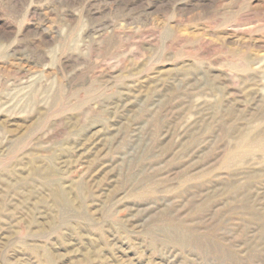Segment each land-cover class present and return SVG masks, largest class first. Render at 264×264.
<instances>
[{"label":"rangeland","instance_id":"obj_1","mask_svg":"<svg viewBox=\"0 0 264 264\" xmlns=\"http://www.w3.org/2000/svg\"><path fill=\"white\" fill-rule=\"evenodd\" d=\"M0 264H264V0H0Z\"/></svg>","mask_w":264,"mask_h":264}]
</instances>
